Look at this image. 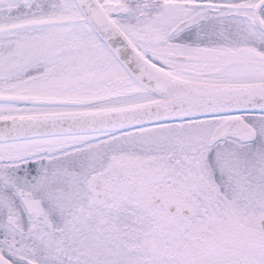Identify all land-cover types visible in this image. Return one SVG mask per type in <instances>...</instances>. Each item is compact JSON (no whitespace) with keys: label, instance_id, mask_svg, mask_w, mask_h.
<instances>
[{"label":"snow or ice","instance_id":"6c2138e0","mask_svg":"<svg viewBox=\"0 0 264 264\" xmlns=\"http://www.w3.org/2000/svg\"><path fill=\"white\" fill-rule=\"evenodd\" d=\"M0 264H264V0H0Z\"/></svg>","mask_w":264,"mask_h":264}]
</instances>
